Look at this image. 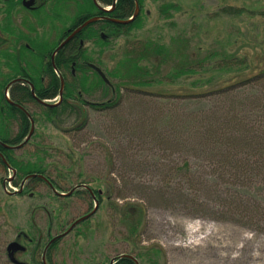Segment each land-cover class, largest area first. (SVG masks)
<instances>
[{
  "label": "trees",
  "instance_id": "16d2710c",
  "mask_svg": "<svg viewBox=\"0 0 264 264\" xmlns=\"http://www.w3.org/2000/svg\"><path fill=\"white\" fill-rule=\"evenodd\" d=\"M51 1L43 0V5L34 11L23 8L24 25L28 28V32H24L27 43L38 41L32 34H38L40 31L51 34L57 31L53 27L56 26L55 21L63 15L62 9L59 10L63 7L58 8V5H55L51 8ZM104 1L109 4L112 0ZM137 2L140 11L134 20L126 24L109 23L103 26L104 30L118 29L117 39L122 35L126 38L123 54L111 69L104 64L103 55L106 50L113 51L115 38L97 37L93 39L92 44L80 43V38L84 37L86 40L87 34L90 33L89 28L94 25L85 28L79 37L77 36L61 49L59 55L65 57L67 61L78 59L75 54L82 55L85 60H98L99 65L106 70L104 72L110 83H106L96 72L91 76L90 72H85L81 68L79 70L81 73L77 72V75L73 76L72 85L65 88L66 98L56 106L38 102L32 94L33 84L39 99H51L59 95L62 80L53 72L55 70L51 63L48 62L42 69L44 62L41 61H45L43 56H40L38 62L26 53L22 54L23 57H17L9 51V48L0 50V67L9 65L10 69L15 70H13L14 74L26 76L32 82L21 81L13 84L15 86L9 90L11 97L9 100L5 96L8 80L3 79L7 74L0 69V165L5 170L14 171V183L21 187L20 192L16 194L5 192L6 204L42 185L48 186L53 191V199L71 197L68 196L69 189L64 191L58 183V178L65 180L64 176L59 174L60 169L53 176L52 165L46 163L45 156L50 155L48 147L39 144L36 152L27 155H17L16 151L30 144L36 137L33 133L25 142L31 132L33 120L36 124L39 121L57 119L58 123L69 125L68 123H74L82 116L80 115L82 109L86 113L91 109V113H100L106 120L112 118V124L104 128L108 133L115 134L117 128L131 132L132 147L138 142L157 145L160 141L167 150L170 149L168 145L173 147L178 144L189 154L185 155L183 162L168 169L165 174L167 179L175 177L190 186L194 183L196 185L199 181L197 180L199 169L191 157L196 155L199 159L207 158L215 169L211 183L214 184L212 187L215 193L222 199L221 218L242 221L264 230V65L261 68H258V64L251 67L254 58L251 60L246 54L227 55L216 49L201 48L197 52H191L193 46L190 38L179 32L170 35L166 41L150 36L143 38L139 30L150 18L145 10L146 0H118L115 14L120 20L129 19L135 14ZM4 4L8 3L0 0V10ZM157 9L161 18L172 26L175 23L174 16L181 7L178 3L167 1L161 3ZM246 11L247 8L234 6L221 9V13L233 16H241ZM258 13L264 17V10L253 12V15ZM32 16L34 21L30 20ZM55 17L57 20L54 19ZM77 19H73L71 28L78 25ZM95 33H97L96 29H94ZM94 34H91V37H95ZM23 47L26 48V45ZM20 60H25V64L20 66L21 64L18 63ZM39 65L41 66L37 67ZM43 75L48 78V84L42 81ZM100 90L105 96L101 101L88 99ZM29 102L42 108L43 119L27 113L25 109ZM141 107H143L142 111L138 109ZM136 111L143 113L138 119L133 117ZM84 118L82 125L73 131L79 132L84 126L87 128L91 123L93 124L90 113L85 114ZM16 127L18 130L15 131ZM193 137H197L196 142L192 141ZM132 156L133 154L131 158ZM136 157L132 162L139 161ZM30 175L37 176L29 177ZM97 181L98 179L90 182L82 180L80 183H85V187L75 188L73 193L87 197L91 201L95 196L101 206L105 204L111 192L109 189H104ZM222 182L224 185L221 184ZM170 187H173L172 184ZM176 187L184 188L180 184ZM208 190L209 188H205L207 193ZM197 191H200L198 187L191 190L195 194L192 196L190 191L180 190L170 197V200H174L177 196V201L187 203L188 200L192 204L195 202V196L197 197ZM62 192L66 194L61 196L59 193ZM199 201L204 204L200 196ZM135 207L142 214L144 213L145 209L142 206ZM92 217L93 215L80 222L72 231L77 233L79 226H88ZM141 225L142 221L138 217L131 219L129 232L137 235ZM18 235H23L28 243L36 244L29 245L32 259L36 260L41 245L37 243L36 235L30 230L20 231ZM61 240L51 244L49 256ZM138 254H131L134 258H120L117 264H158V260L154 259L156 254L147 257V260H140ZM36 261L44 264L43 260ZM46 261L51 264L52 260Z\"/></svg>",
  "mask_w": 264,
  "mask_h": 264
},
{
  "label": "rangeland",
  "instance_id": "374dc122",
  "mask_svg": "<svg viewBox=\"0 0 264 264\" xmlns=\"http://www.w3.org/2000/svg\"><path fill=\"white\" fill-rule=\"evenodd\" d=\"M167 1L178 3L181 7L174 16L172 26L161 18L157 9ZM145 4L150 18L139 30L143 38L150 36L166 41L170 35L179 32L190 38L191 52L201 48L216 49L227 55L246 54L251 60L254 58L255 63L250 61L251 67L258 64L261 68L264 65V17L259 13L253 15V12L264 10V0H146ZM226 6L244 7L248 11L241 16L221 13ZM71 14L74 15V11ZM66 21L54 23L56 26L53 28L57 31L48 34L53 43L63 33L64 29L60 31V28L71 23ZM6 35L9 36L8 33ZM125 39L123 35L115 38L113 51L104 52V64L108 69L123 54ZM103 97L100 90L88 99L101 101ZM54 100L52 103L59 102L57 98ZM26 108L34 117L43 119V110L37 104L29 102ZM138 109L142 111L143 107ZM90 110L86 113L82 109V116L69 125L58 123L57 119L36 122V137L16 151L17 155H27L36 152L39 144L48 147L50 155L45 156L46 163L52 165L53 176L60 169L59 174L65 180L58 178V183L64 191L82 180L90 182L98 179L97 183L111 192L105 204L99 205L88 226L81 225L77 233L71 231L62 238L51 254V264H109L118 254L138 253L140 260H147V257L156 254L154 259L158 260V264H264V230L242 221L221 218L222 199L212 187L215 169L207 158L191 157L199 169L196 185L190 186L175 177L167 179L165 174L168 169L183 162L185 155H189L178 144L173 147L168 145V150L160 141L157 145L138 142L132 147L131 132L117 128L115 134L108 133L104 128L112 124V118L106 120L102 114L91 113ZM88 113L92 115L93 124L87 128L84 126L79 132L73 131L82 125ZM143 113L136 111L133 117L138 119ZM192 141L196 142L197 137H193ZM131 154L139 158L137 163L132 162L134 157L131 158ZM0 179V264H12L7 253L11 241L28 245V240L23 235L19 236L18 232L30 230L36 235V240H42L43 246L97 203L81 195L53 199V191L42 185L6 204L4 184L9 191L18 190V185L14 183L12 170H5L2 165ZM171 184L173 187H170ZM179 184L184 188L177 189ZM221 184L224 185L223 182ZM196 186L200 191L196 192L197 197L192 204L188 200L187 203L177 201V196L170 200L180 190L190 191L194 196L191 190ZM205 188H209V193ZM199 196L204 204L200 203ZM135 206H142L144 213ZM136 217L142 225L137 235H132L129 225ZM31 252H18L15 256L23 264H40L32 259ZM41 257L42 251L38 260Z\"/></svg>",
  "mask_w": 264,
  "mask_h": 264
},
{
  "label": "flooded vegetation",
  "instance_id": "af4514ba",
  "mask_svg": "<svg viewBox=\"0 0 264 264\" xmlns=\"http://www.w3.org/2000/svg\"><path fill=\"white\" fill-rule=\"evenodd\" d=\"M3 1H5V3L7 2L9 4V6H8V4H4V6H3L4 8L1 6L2 9L0 10V43L2 44V46L0 47V50L9 48V51L13 52L12 54L17 55V57H23L22 54L26 53V55L30 56L31 58L35 59V61H38V62H40V56L45 57V61H41L42 63L44 62V64L42 65V69L45 67V65L48 62L51 63V65L53 66V68L55 70L53 72L55 74H57V76L60 77L62 80V85H61L60 91H63V95H62L63 97L61 99L60 97L57 96V99H59V104H61L63 102L64 98H66L64 96L65 88H67V86L72 85L73 76L77 75V72L81 73L79 71V70H81V68H83V70L85 72H90L91 76L94 75L93 72H96L101 77L99 72L96 70V67H99L102 70V67L99 65L98 60H96V61L95 60L94 61L93 60H85V59H83L82 55L79 56V55L75 54L76 58L78 56V59H75L72 61L71 60L67 61L65 59V57L59 55V52L61 51V49L64 46H66L74 38H76L77 36L79 37L80 33L85 28H88V26H90V25H94V27L89 28L90 33L87 34L86 40L84 39V37L80 38L81 44L82 43L85 45L86 44H92L93 39H96L97 37L98 38L100 37L102 39L117 38L118 29L111 28V29L104 30L103 26H104V24H109V23H116L117 24L116 20H120V18H118L115 14V10L118 7V0H112L111 3H109V4L104 3V2H106L104 0H52L50 2L53 5V6L52 5L50 6L51 8L54 7L55 5L56 6L58 5V8L63 7V8H59V10L62 9L63 15L58 21H55V23H57V22L58 23H64V22H67L66 20H68V21L70 20V22H71L70 24L67 23L65 26L60 28V31L62 29H64L63 34L60 36V38L55 43H53L54 41H51L50 35L43 33L41 31L38 34H32L33 37H35V39L38 40L36 43L35 42H28L27 43V41H25V39H24V36H25L24 32H28V28L24 25L25 16H23V13H24L23 8H27L28 10L33 9V11H34V10L40 8L41 5H43V3H44L43 0H34V3L32 5H30L29 7L25 6L24 3L29 2L30 0H3ZM38 2H40V3L38 4ZM56 2H57V4H56ZM46 7L49 8V6H46ZM73 11H74V15L71 14ZM77 11H80V13L76 14ZM42 13L44 15V11ZM92 18H97V19L94 22H91L87 26H85L82 29V31L77 33L72 39H70L67 43H65V45L59 51L56 52V50L60 46V44H62L68 38V36L71 35V33L74 30H76L78 27L83 25L87 20L92 19ZM54 19L57 20V17H55ZM73 19H75V20L77 19L76 24H78V25L75 28H71L72 23H73ZM30 20L34 21V16L30 17ZM123 20H126V19H123ZM108 28H110V27H108ZM94 29L97 30V33H95V34H94ZM3 32H6V34L8 33L10 37L7 36L6 34H4ZM91 34H94L95 37H91ZM106 34H108V35H106ZM89 36H90V38H89ZM25 45H26V48L23 47ZM82 53L84 54V52H82ZM25 62H26L25 60L24 61L20 60L18 63H19V65L21 64L20 66H22L23 64H25ZM8 66L9 65H1V67H0V69L4 72V74L5 73L7 74L5 77H3L4 80L5 79L8 80L6 88H5L6 98H7L6 89L9 87L8 88V92H9V90L11 88H13V86H15L13 84H15L16 82H21V81L25 82L26 81V82L32 83L28 77L18 75V74L17 75L14 74L15 70L10 69ZM40 66L41 65H39L37 67H40ZM32 72H34V70H32ZM36 73H38V71ZM64 73H66L67 76L64 75ZM47 79L48 78L45 75L42 76V81L46 84H48ZM15 80H17V81H15ZM10 98L11 97L9 94V99ZM55 98H51V99L48 98L45 100L55 101L54 100ZM84 185H86V184H83L80 182L77 184L75 183L72 188H69V191H71L75 188L76 189L80 188L82 186L85 187ZM75 195H77V194L73 193V195H71V196H75ZM64 231L65 230L57 233L52 238L48 239V241L43 246H42V240H39L37 242V243L41 244L39 251H38L39 253H40V251H42L41 260H43L46 263H47L46 260H51V256H49V251L52 247L51 246L52 243L50 245H49V243L55 236L62 234ZM61 238H59L57 240H61ZM27 244L28 245H25V246H27L26 249L24 251H21V252L28 251L30 249L29 248L30 244L32 246L36 245V244L34 245V243H27ZM122 255H128L129 256V254H118L110 260L109 264H112V263L117 264L118 261H120L119 260L120 258L126 257V256L121 257ZM37 259H38V257L36 258V260ZM106 263L107 262H105L104 264H106ZM47 264H49V262Z\"/></svg>",
  "mask_w": 264,
  "mask_h": 264
},
{
  "label": "water",
  "instance_id": "95a60500",
  "mask_svg": "<svg viewBox=\"0 0 264 264\" xmlns=\"http://www.w3.org/2000/svg\"><path fill=\"white\" fill-rule=\"evenodd\" d=\"M33 3H34V0H30L29 2H25L24 5L27 6V7H29V6L32 5ZM139 11H140L139 3L137 2V7H136V11H135L134 16H132L131 18L126 19V20H116V22H117V23H125V24H126V23H129V22H131L132 20H134V19L138 16ZM96 19H97V18L89 19V20H87L83 25H81V26L78 27L76 30H74V31L71 33V35H69L68 38H67L62 44H60V46L57 48L56 52L59 51V50L65 45V43H67L70 39H72L77 33H79L80 31H82V29H83L85 26H87V25H88L89 23H91V22H94ZM56 52H55V53H56ZM96 70L99 72V74L103 77V79H104L106 82H109V80H108V78L106 77L105 73H104L99 67H96ZM18 80H19V79H18ZM15 81H17V80H15ZM8 88H9V87H8ZM8 88L6 89V92H7ZM32 94L34 95V97H35L39 102H41V103H43V104H47V105H50V106H56V105H57V104H48L45 100L39 99V98L36 96V94H35V87H34L33 84H32ZM62 94H63V92L61 91V92H60L61 99H62ZM8 99H9V98H8ZM9 100H10V99H9ZM12 103H13V102H12ZM19 106H20V105H19ZM21 107H22V106H21ZM22 108H23V107H22ZM23 109H24V108H23ZM28 114H29V113H28ZM29 115H30V114H29ZM33 131H34V120H33V126H32V129H31V132H30V134H29V136H28V138L26 139L25 142H27L28 139L31 138ZM5 145H6V144H5ZM6 146H8V145H6ZM20 146H21V145H20ZM8 147H11V146H8ZM33 176H37V175H30L29 177H33ZM56 192H57V191H56ZM72 192H73V190H72L71 192H69L68 195L71 194ZM62 195H65V194L62 193ZM97 205H98V204H97ZM97 205H96L95 209H94L91 213H89V214H87V215H85V216L79 218L78 220H76V221L72 224V226H71V227H70L65 233L55 236V237L50 241L49 245H50L51 243L55 242L57 239H59V238L65 236V235H66L67 233H69V232H70V231H71V230H72L77 224H79V223L82 222L83 220H85V219L89 218L91 215H93L94 212H95L96 209H97ZM24 250H25V246H24L23 244H21L20 242H18V241H12V242L8 245V247H7V252H8V256H9V258L11 259L12 262H14V263H16V264H22L23 262H20L19 260L16 259V257H15V253L18 252V251H24ZM112 264H113V263H112Z\"/></svg>",
  "mask_w": 264,
  "mask_h": 264
}]
</instances>
